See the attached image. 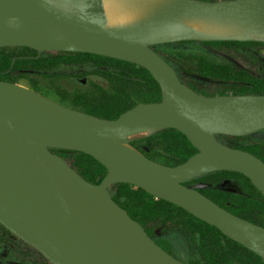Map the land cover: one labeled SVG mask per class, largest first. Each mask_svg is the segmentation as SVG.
I'll use <instances>...</instances> for the list:
<instances>
[{"label": "water", "instance_id": "water-1", "mask_svg": "<svg viewBox=\"0 0 264 264\" xmlns=\"http://www.w3.org/2000/svg\"><path fill=\"white\" fill-rule=\"evenodd\" d=\"M90 1L100 9L86 12L79 4L72 14L50 0H0V47L90 52L130 61L151 73L161 99L107 119L0 80V224L51 264H188L157 244L114 201L111 185L126 182L181 206L264 260L263 226L199 191L209 183H183L209 171L232 170L264 194V161L217 138L264 129V94H201L153 48L183 40H253L176 28L203 14L239 20L264 33V0H178L148 22L121 30L107 25L101 0ZM202 46L239 66L225 52ZM168 127L185 134L197 149L181 163L158 162L129 143L130 136ZM53 148L87 153L106 174L99 183L89 182Z\"/></svg>", "mask_w": 264, "mask_h": 264}, {"label": "trees", "instance_id": "trees-1", "mask_svg": "<svg viewBox=\"0 0 264 264\" xmlns=\"http://www.w3.org/2000/svg\"><path fill=\"white\" fill-rule=\"evenodd\" d=\"M201 43L220 51L227 48L237 52H250L264 46V40H210ZM154 50L174 67L184 83L179 73L218 83L221 91L217 94H264V76L253 74L247 68L207 51L202 45L167 54L157 45ZM170 57L176 60V66L169 61ZM63 65H81L82 68L68 72L61 70ZM177 65L181 66L180 69ZM21 78L28 80L24 86L44 96L107 119L116 118L137 103L161 99V88L151 73L130 61L90 52H38L28 46L0 47V80L19 83ZM60 78H69L76 86L67 89L58 83ZM44 81L52 86H45ZM186 84L201 94L216 95L202 93L195 85ZM250 136L217 135V138L231 147L247 150L264 161V139ZM129 143L143 155L168 165L181 163L197 151L185 134L171 127L133 136ZM52 151L66 159L89 182L99 183L106 174L105 166L87 153L58 148ZM198 182L209 183L207 187L199 189L205 196L233 214L264 227V194L247 176L232 170H214L183 183L190 186ZM110 193L130 217L141 223L149 236L153 237L157 228L168 232V238L154 240L170 254L169 240H177L181 236L176 244L184 251L186 241L189 250L184 251L183 260L188 264H264L258 254L229 238L216 226L138 186L118 182L111 185ZM10 234L0 224V244Z\"/></svg>", "mask_w": 264, "mask_h": 264}, {"label": "rangeland", "instance_id": "rangeland-1", "mask_svg": "<svg viewBox=\"0 0 264 264\" xmlns=\"http://www.w3.org/2000/svg\"><path fill=\"white\" fill-rule=\"evenodd\" d=\"M79 2V3H77ZM61 3L64 7L67 9H79L80 5L83 4L82 8H85L84 10L86 12L89 11H97L100 9V4L97 3V1H85V0H62ZM69 6V7H68ZM188 42H169V43H161L156 44L157 47L161 51H165V53H169L173 50H180V49H194L198 48L199 45L197 44L199 40H183ZM154 45V46H156ZM153 46V48H154ZM226 54L231 56L235 61L239 63V65L247 68L250 70L253 74L264 76V46L258 47L256 49H252L249 51H241L237 52L232 49L224 48L223 50ZM176 62L175 59H172ZM176 66V64H175ZM178 67V66H177ZM82 68L81 65H69V66H61V70H65L68 72H75ZM180 77L189 84L195 85L199 91L202 93H214L217 94L221 91V86L211 80H206L203 78H199L194 75H188L185 73H179ZM34 78H38L37 76H34ZM58 83L67 88H73L76 86L75 82H73L69 78H60L58 80ZM19 84L21 85H27L28 80L26 78L19 79ZM45 86H52L50 82H45ZM146 131V132H151ZM145 133V132H144ZM139 133L134 136L144 134ZM133 136H130L129 139H131ZM251 138H257V139H264V131L256 132L254 134H251ZM111 188V187H110ZM153 239H159V238H168V232H166L163 229L157 228L154 231ZM6 241L4 243L0 244V264H23L24 263H34V264H51L38 250H36L31 245L27 244L26 242L22 241L20 238L15 236L14 234L6 235ZM181 240V236L177 238V240H169L170 247L169 249H173L175 257L183 260L184 258V251H188L189 248L187 247V243L185 242V248L184 251L180 248L175 246L176 243H178ZM189 253V252H187ZM184 261V260H183ZM15 262V263H12Z\"/></svg>", "mask_w": 264, "mask_h": 264}, {"label": "bare ground", "instance_id": "bare-ground-1", "mask_svg": "<svg viewBox=\"0 0 264 264\" xmlns=\"http://www.w3.org/2000/svg\"><path fill=\"white\" fill-rule=\"evenodd\" d=\"M61 1L62 0H50L55 7L72 13L73 11L70 10V8L67 9L64 7ZM177 1L178 0H101V5L105 12L107 25L110 29L121 30L136 27L148 22ZM188 27L219 37L264 40V33L254 30L247 23L218 16L203 14L191 15L186 22L176 28V31L184 30ZM121 147L130 150L133 149L126 143H122Z\"/></svg>", "mask_w": 264, "mask_h": 264}, {"label": "flooded vegetation", "instance_id": "flooded-vegetation-1", "mask_svg": "<svg viewBox=\"0 0 264 264\" xmlns=\"http://www.w3.org/2000/svg\"><path fill=\"white\" fill-rule=\"evenodd\" d=\"M197 44H198L199 46L202 45L201 41H198ZM169 61H171L173 65L177 64V62L173 61L171 57L169 58ZM177 66H178V69H180L181 66H180V65H177ZM239 66H241V65H239ZM260 131H264V129H261V130H259V131H257V132H260ZM195 184H196V183H195ZM192 185H193V184H192ZM175 246L178 247L177 244H176ZM174 251H175V250H173V249L171 250V249H170V252L172 253L173 256H175V255H174ZM184 256H185V255H184ZM12 263H15V262H12ZM15 264H16V263H15Z\"/></svg>", "mask_w": 264, "mask_h": 264}]
</instances>
